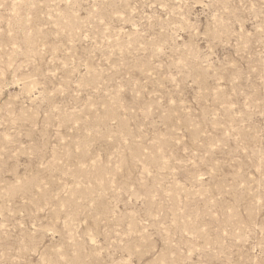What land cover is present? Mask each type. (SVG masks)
Here are the masks:
<instances>
[{"label":"rangeland","instance_id":"rangeland-1","mask_svg":"<svg viewBox=\"0 0 264 264\" xmlns=\"http://www.w3.org/2000/svg\"><path fill=\"white\" fill-rule=\"evenodd\" d=\"M0 264H264V0H0Z\"/></svg>","mask_w":264,"mask_h":264}]
</instances>
